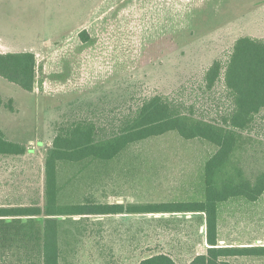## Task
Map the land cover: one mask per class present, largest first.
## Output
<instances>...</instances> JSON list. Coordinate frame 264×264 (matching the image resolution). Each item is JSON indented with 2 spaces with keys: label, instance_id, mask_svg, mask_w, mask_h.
<instances>
[{
  "label": "rangeland",
  "instance_id": "374dc122",
  "mask_svg": "<svg viewBox=\"0 0 264 264\" xmlns=\"http://www.w3.org/2000/svg\"><path fill=\"white\" fill-rule=\"evenodd\" d=\"M0 24L11 30L1 37L8 47L0 49L31 51L45 73L41 91L31 93L0 77V130L29 150L0 157V205L43 206L44 157L58 124L126 114L153 95L195 103L208 119L222 112L223 83L202 93L204 74L215 60L226 61L237 39L264 40V0H0ZM82 30L86 43L78 38ZM250 135L256 143L247 169L256 171L264 168V110ZM216 149L167 133L109 163L64 165L61 199L76 203L87 195L123 205L200 202L204 165ZM217 216L219 246L264 247V193L256 202L221 203ZM88 219L91 233L79 243L77 264H138L159 252L187 264L206 246L200 213ZM230 261L264 264V256Z\"/></svg>",
  "mask_w": 264,
  "mask_h": 264
},
{
  "label": "trees",
  "instance_id": "16d2710c",
  "mask_svg": "<svg viewBox=\"0 0 264 264\" xmlns=\"http://www.w3.org/2000/svg\"><path fill=\"white\" fill-rule=\"evenodd\" d=\"M78 38L83 43L89 40L85 30ZM44 74L32 52L0 53V77L25 92L41 91ZM219 82L225 90V109L210 119L195 103L153 95L126 114L58 124L44 157V205H0V264H77L79 243L91 233L88 218L124 213L203 214L206 246L187 264H232L230 258L264 256V247H221L217 236L219 204L238 198L256 202L264 193V168L247 169L250 149L256 143L250 134L264 110V40L237 39L226 61L215 60L206 70L200 90L211 92ZM167 133L206 141L217 148L204 165L203 201L123 205L100 203L87 195L76 203L61 199L65 193V185L60 183L62 166L109 163L139 143ZM28 151L6 139L0 130V157H19ZM75 216L79 219L74 220ZM138 264L177 262L159 252Z\"/></svg>",
  "mask_w": 264,
  "mask_h": 264
},
{
  "label": "crops",
  "instance_id": "0c3cea01",
  "mask_svg": "<svg viewBox=\"0 0 264 264\" xmlns=\"http://www.w3.org/2000/svg\"><path fill=\"white\" fill-rule=\"evenodd\" d=\"M3 25L0 24V46H7L5 40L2 37L3 34L7 33V32H10L11 33V30H4L2 29ZM15 33V31L12 32V34ZM8 47V46H7ZM8 52H31V51H27V50H19V51H13L11 49H7L5 51L1 50L0 49V53H8Z\"/></svg>",
  "mask_w": 264,
  "mask_h": 264
}]
</instances>
